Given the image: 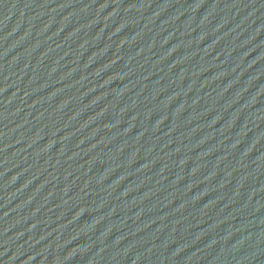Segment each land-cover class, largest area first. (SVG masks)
Wrapping results in <instances>:
<instances>
[{
	"label": "water",
	"instance_id": "95a60500",
	"mask_svg": "<svg viewBox=\"0 0 264 264\" xmlns=\"http://www.w3.org/2000/svg\"><path fill=\"white\" fill-rule=\"evenodd\" d=\"M0 264H264V0H0Z\"/></svg>",
	"mask_w": 264,
	"mask_h": 264
}]
</instances>
